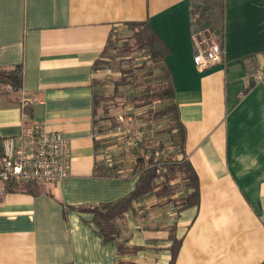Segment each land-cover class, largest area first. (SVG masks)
Returning <instances> with one entry per match:
<instances>
[{
    "label": "crops",
    "instance_id": "obj_1",
    "mask_svg": "<svg viewBox=\"0 0 264 264\" xmlns=\"http://www.w3.org/2000/svg\"><path fill=\"white\" fill-rule=\"evenodd\" d=\"M224 2L225 54L199 68L190 0H0V69L24 71L22 91L0 92V136L44 122L70 144L63 182L0 196V264H170L172 234L175 264H264V84L248 82L264 68V0ZM131 21H148L169 49L168 104L186 131L174 157L193 164L200 201L181 206L191 189L178 174L172 194L135 202L116 222L117 239L143 248L123 254L87 207L120 199L138 180L129 160L123 174L106 167L101 148L113 140L94 106V80L112 71L94 66Z\"/></svg>",
    "mask_w": 264,
    "mask_h": 264
},
{
    "label": "trees",
    "instance_id": "obj_2",
    "mask_svg": "<svg viewBox=\"0 0 264 264\" xmlns=\"http://www.w3.org/2000/svg\"><path fill=\"white\" fill-rule=\"evenodd\" d=\"M190 27L192 34L201 31H208L213 36L220 38L223 41L224 26H225V2L224 0H190ZM127 29L130 34L127 37L120 38L119 33H113L107 43L104 51L103 59H98L94 66V70L111 69L118 73V78L114 79L115 86L112 94H106L101 91L100 80L96 79L94 106L95 111L101 108L103 103H109L115 100L118 96L124 95L122 86L131 84L129 75L134 71V68L127 67L135 59V53L144 52L148 56L150 63L159 67L157 83L154 90L147 93L134 96L135 106L143 107L148 105L152 100H161L165 102V107L159 111L153 112L156 118L167 120L168 125L158 131L160 141L164 144L163 138L165 134H170L174 140V145L178 152H183L185 148V127L180 120L179 110L175 103H169L170 99H174V84L170 71L165 65V56L169 52L168 47L153 29L148 21H131L127 24ZM146 64V63H145ZM144 63L139 68H144ZM153 70H150V73ZM21 64L11 68L0 69V92H20L23 89L24 73ZM151 80H149L150 82ZM143 86V85H141ZM124 102L117 103L123 105ZM24 111L27 115H31L30 108L25 106ZM112 125L119 126L117 118H113ZM105 128H100L99 131ZM139 164L136 168L138 180L135 189L129 194L121 197L118 200L102 203L97 206L87 207L94 214V220L98 225L99 231L105 240L114 241L120 253H136L141 248L140 246H129L126 241H119L117 238L116 222L118 219L125 217L135 202L143 197L151 194L158 196H167L173 193L172 182L182 175V180L191 191L187 196L181 199V206H194L200 201V182L197 171L191 161L185 157L182 159H173L172 156L166 163H163L164 169L159 172L160 166L155 162L154 155L146 156L140 150ZM106 167H112L114 172H117L120 161L112 166L107 163ZM118 175V174H116ZM41 184L21 183L9 188L36 192L40 189ZM86 209V208H85ZM173 252L170 264H175L177 252L180 246V240L174 234Z\"/></svg>",
    "mask_w": 264,
    "mask_h": 264
},
{
    "label": "built area",
    "instance_id": "obj_3",
    "mask_svg": "<svg viewBox=\"0 0 264 264\" xmlns=\"http://www.w3.org/2000/svg\"><path fill=\"white\" fill-rule=\"evenodd\" d=\"M196 52L194 62L199 68H205L222 61L225 54L223 41L201 31L193 35ZM250 84H264V68H258L248 76ZM24 116V121L27 115ZM119 122V143L122 154L131 153L128 171L136 175L139 164L138 150L144 155H154L155 162L160 166L159 172L164 169L163 163L178 153L174 140L170 134H165L164 144L160 141L157 128L147 130L143 126L133 127L126 121H134L132 116L121 113L117 117ZM168 158H166V156ZM101 156L109 166L114 165V154L110 145L101 148ZM128 160V159H127ZM126 160V161H127ZM118 161H125L120 159ZM123 168L117 173L123 174ZM70 175V144L58 131L48 129L44 122L33 126L23 125L21 132L15 136H0V196L6 188L21 184H49L61 183ZM138 176V175H136Z\"/></svg>",
    "mask_w": 264,
    "mask_h": 264
},
{
    "label": "rangeland",
    "instance_id": "obj_4",
    "mask_svg": "<svg viewBox=\"0 0 264 264\" xmlns=\"http://www.w3.org/2000/svg\"><path fill=\"white\" fill-rule=\"evenodd\" d=\"M130 34V31H120V38L127 37ZM135 59H133L132 63L126 65L127 67L134 68V71L129 75L131 80V84L122 86L121 90H124V95L122 97H117L115 100L109 103H103L101 108L97 111V127L105 128L102 132H108V136H110L112 143H110V150L114 154L113 161L118 162L120 159H125V161L131 157L130 152H126L122 154V148L119 143V129L112 125L113 118H117L119 114L125 113L129 116L133 117L132 122L126 121L129 125L143 126L147 130H151L152 128H157L158 130L165 128L168 125L167 120L163 118H156L153 116V112L159 111L160 109L165 107V102L161 100H152L148 105L143 107L135 106L134 96L140 95L142 93L151 92L154 90V86L159 79V73L161 72L159 67L152 65L148 59V56L144 52L135 53ZM145 64L144 68H139L141 64ZM111 70V69H109ZM150 70H153L150 73ZM108 73L107 76L103 79V83L101 86V91L106 94H112L114 92V79L118 78V73ZM149 80H151L149 82ZM143 85V86H141ZM124 102L123 105H117V103ZM111 132V134L109 133ZM107 134V133H106ZM108 138V137H107ZM168 158L167 155H165ZM129 165L134 164L133 162H129Z\"/></svg>",
    "mask_w": 264,
    "mask_h": 264
}]
</instances>
